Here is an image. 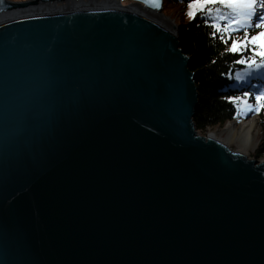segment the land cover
<instances>
[{
	"label": "water",
	"instance_id": "water-1",
	"mask_svg": "<svg viewBox=\"0 0 264 264\" xmlns=\"http://www.w3.org/2000/svg\"><path fill=\"white\" fill-rule=\"evenodd\" d=\"M179 29L0 0V264H264V163L198 133Z\"/></svg>",
	"mask_w": 264,
	"mask_h": 264
},
{
	"label": "trees",
	"instance_id": "trees-1",
	"mask_svg": "<svg viewBox=\"0 0 264 264\" xmlns=\"http://www.w3.org/2000/svg\"><path fill=\"white\" fill-rule=\"evenodd\" d=\"M164 5L165 8L169 5L184 8L187 7V0H164ZM186 11L184 9V12ZM212 15L215 16L216 13L213 12ZM185 17L186 20L181 18L179 22V41L182 52L190 57V70L196 74L195 83L199 93V106L193 118L196 129L205 131L210 127L224 125L225 122L241 115L244 117L246 112L255 113L259 115L260 123V144L255 156L260 157L264 154V108L259 113L245 109L234 116L237 109L234 103L225 97L242 95L245 90L255 92L264 88V65L249 68L248 65L233 63L239 54L226 51L228 45L221 41L219 33L216 36L210 34L213 29L204 23V19L208 18L206 13L198 14L195 19L187 20L186 15ZM234 35H243V32ZM230 43L231 41H228V44ZM259 59L257 57V61ZM236 73H240L243 79L236 80ZM249 100L254 103L252 97H249Z\"/></svg>",
	"mask_w": 264,
	"mask_h": 264
},
{
	"label": "snow or ice",
	"instance_id": "snow-or-ice-1",
	"mask_svg": "<svg viewBox=\"0 0 264 264\" xmlns=\"http://www.w3.org/2000/svg\"><path fill=\"white\" fill-rule=\"evenodd\" d=\"M204 13L208 17L204 23L213 29L210 34L216 36L219 33L221 41L228 45L226 51L239 54L233 63L248 65L249 68L264 65V0H187L186 15L190 19ZM241 31L243 35H234ZM228 41L231 43L228 44ZM242 79L240 73H236V80ZM249 97L254 99V103ZM225 99L234 103L237 109L234 116L245 109L259 113L264 108V88L255 92L245 90L242 95L227 96Z\"/></svg>",
	"mask_w": 264,
	"mask_h": 264
},
{
	"label": "rangeland",
	"instance_id": "rangeland-1",
	"mask_svg": "<svg viewBox=\"0 0 264 264\" xmlns=\"http://www.w3.org/2000/svg\"><path fill=\"white\" fill-rule=\"evenodd\" d=\"M163 5H164V1H163ZM187 6V5H186ZM179 9H182L179 11ZM184 9L187 10V7H184V8H181L180 6H172V5H169L168 8H165V5L163 7V12L165 15L171 17L172 19H174V21L180 25V21H181V18H183V20H186V17L184 18ZM173 16V17H172ZM187 16V15H186ZM177 18V19H176ZM190 18L187 16V20H189ZM178 21V22H177ZM244 117L239 116V117H236L235 119L233 120H230V121H227L225 122L224 125H217V126H214V127H210L208 128L207 130L205 131H198V133L200 135H203V136H208L209 135V132L210 130H222L228 126H231L233 123H236L235 127H238L239 125L243 124V123H247L249 121H254L255 122V125L252 129V133L254 136H256V140L257 141V144L256 146L251 149L250 148V153L248 154L250 158L252 159H255L257 160L258 163H264V154L263 155H260V157H256L255 156V153L257 151V148L260 144V123H259V115L255 114V113H252V114H248L247 112L243 114ZM224 136H226V134L224 133ZM230 147L232 149H237V144L234 143V142H231L230 143Z\"/></svg>",
	"mask_w": 264,
	"mask_h": 264
},
{
	"label": "bare ground",
	"instance_id": "bare-ground-1",
	"mask_svg": "<svg viewBox=\"0 0 264 264\" xmlns=\"http://www.w3.org/2000/svg\"><path fill=\"white\" fill-rule=\"evenodd\" d=\"M235 125L236 123H233L231 126L222 130H210L208 137L217 139L229 146L231 142H234L237 144V149L233 150L244 155H248L250 153V148L253 149L257 144V141H255L256 136L252 133L255 122L252 120L247 123H243L238 127H235ZM224 133L226 136H224Z\"/></svg>",
	"mask_w": 264,
	"mask_h": 264
}]
</instances>
